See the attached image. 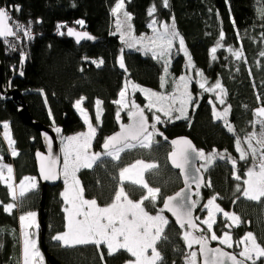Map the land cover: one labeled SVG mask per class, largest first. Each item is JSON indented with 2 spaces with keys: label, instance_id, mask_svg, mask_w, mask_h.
<instances>
[{
  "label": "trees",
  "instance_id": "1",
  "mask_svg": "<svg viewBox=\"0 0 264 264\" xmlns=\"http://www.w3.org/2000/svg\"><path fill=\"white\" fill-rule=\"evenodd\" d=\"M117 0H0V7L11 11V23L30 27L32 38L18 33L19 39L11 40L13 47L0 39V57L3 62L4 79L8 86L14 76L13 88L21 91L23 99L34 119L59 127L63 135H72L85 130L86 124L81 113L74 107L75 102L85 97L84 106L95 123L98 131L95 148L102 149L105 139L119 129L116 113L124 123L129 121L127 113L122 112V105L114 103L120 100L119 93L132 81L143 89L158 90L168 93L174 90V81L185 70L188 58L179 51V42L175 41L169 65L168 83L160 87V77L164 75L163 61L152 58L151 52H145L141 43L129 48L116 32V18L112 13ZM155 5L157 11L153 17L148 16V9ZM19 10H16V7ZM131 15V37L139 40L143 34L152 31L148 27L153 19L169 25L175 21L176 30L185 42V48L191 57L195 70L203 71L211 83L219 81L226 90L223 106L193 84L195 101L187 119L174 120L166 125L160 124L168 138L180 135L189 136L199 149L217 150L237 160L236 180L233 167L227 160H216L205 172L206 182L211 187L202 186L196 208V215L203 211L202 205L214 194H219L218 202L226 211L239 215L243 225L234 227V237L239 241L248 231L256 234L257 240L264 246V202L247 200L236 191L237 184L243 188L245 173L252 166V159L240 161L236 151L235 140L241 141L256 130L253 122L257 119L254 112L264 107V0H169V7L162 6V0H124L123 12ZM119 16V14H118ZM124 17V16H123ZM120 18V17H119ZM83 20V25L76 21ZM31 22V23H30ZM64 25L66 27H60ZM159 27V24H157ZM85 31L94 39L84 40L79 44L74 37L67 34V29ZM128 31L125 26L122 31ZM221 31L224 33L223 47L218 48L216 59L211 57L210 50L216 46ZM125 32V31H124ZM63 33V34H61ZM115 33V34H113ZM140 48L141 50H137ZM241 49L243 56L237 60L229 49ZM22 56H26V64L18 75ZM123 56L125 70L120 68L119 60ZM103 61L97 66L93 61ZM144 92L135 90L138 103L144 106ZM257 97H260L258 100ZM213 98V99H212ZM99 105L97 120L96 101ZM212 101L213 103H209ZM213 104L218 111L230 106L228 121L234 133L227 131L223 121L215 120L212 115ZM18 101L10 95L0 94V156L7 163L14 164L17 180L25 176H37L35 152L43 149L39 132L22 120L19 114ZM145 108V107H144ZM153 120V110H148ZM124 111V110H123ZM159 115V113H156ZM12 129V138L18 155L13 157L11 149L3 136V124ZM150 148H135L121 154L119 161L103 156L92 168L81 169L78 173L87 198H94L100 205L111 203L115 191L119 187L120 169L143 159L158 165L146 175L148 184L160 188L161 192L156 207L147 205V210L156 213L163 207V200L183 186L180 183L179 171L172 169L168 163V155L172 147L160 136ZM39 179V178H38ZM125 191L134 200H139L146 190L124 183ZM64 189L61 182L46 190V234L40 245L51 253L61 264H125L133 259L123 250L108 256L107 249L101 246L104 259L92 245L77 246L66 249L58 246L52 236L65 230V213L61 193ZM43 188L28 192L19 202L18 209L6 213L3 205L12 203L8 189L0 184V264H21L22 243L20 232V214L36 210L40 215ZM235 201V203L233 202ZM166 226L157 249L163 256V264H185L189 253L180 229L173 218ZM223 221L220 217L215 230L223 232ZM216 244V243H214ZM45 254V252H44ZM48 261V260H47ZM51 264V263H49Z\"/></svg>",
  "mask_w": 264,
  "mask_h": 264
},
{
  "label": "snow or ice",
  "instance_id": "2",
  "mask_svg": "<svg viewBox=\"0 0 264 264\" xmlns=\"http://www.w3.org/2000/svg\"><path fill=\"white\" fill-rule=\"evenodd\" d=\"M164 8L169 7V0H162ZM124 8V0H117L115 7L112 9L116 19V32L120 33V39L127 44L129 48L135 47L137 43L143 44L145 37H140L136 40L134 37L126 40L125 36L129 35L132 29L129 21L131 15L126 11L123 12L125 19L122 21L117 15ZM19 10V7H16ZM157 11L156 6L153 5L148 9V16L153 17ZM11 20L9 12L0 7V39L8 44L9 48L13 47L12 41L9 37L19 39L18 33H23L24 37L32 38L30 27H25L22 24H16L15 30L13 26L8 23ZM31 23V22H30ZM78 25H83V20L76 21ZM159 24V27H157ZM127 26L128 31L124 32L122 29ZM66 27L64 25H58ZM152 29L154 35L147 37V45L144 50L151 52L152 58L158 61H163L164 75L160 77V87L164 88L168 83L167 76L169 75L168 69L174 42L178 40L179 51H182L188 57V67L194 68L191 57L188 55L185 48V42L176 30L175 21L171 25L159 22L153 19L148 25ZM63 34V33H61ZM69 36H75L76 42L79 44L82 40L94 39L87 32H76L72 28L67 29ZM115 34V33H113ZM224 40V33L221 31L220 37L213 47L211 57L216 59V52L218 48L223 47L222 41ZM137 50H141L137 48ZM229 51L232 55L240 60L243 56L241 49H232ZM264 56V52L260 53ZM23 60V56H22ZM99 67L103 61H93ZM120 68H125L123 56L119 60ZM23 75V72L20 73ZM196 75L203 77V73L198 71ZM188 76H180L178 80L174 81L175 91L173 93L165 94L151 91L149 89L140 88L141 92L145 93L148 99V110H155L153 113L154 123H149L148 117L145 115L144 109L135 103V101L125 102L127 87L119 93L120 100L114 101L116 104L122 105L123 108H128L127 115L131 123L120 125V131L107 137L102 145V153H93L90 151L92 140L96 136V128L89 122L87 114L81 107L85 97H81L75 102L74 107L84 116V122L88 125L86 133H79L75 136L62 137V147L60 152L63 156L61 164V157L53 154L52 140L45 134V141L47 142L48 154L44 155L37 152V158L40 162V176L43 180H57L63 178L65 185L64 191L61 193L63 198L64 207L62 211L65 213V230L52 236V240L56 241L58 246L72 249L77 246L92 245L100 252L101 260L104 259V253L101 246L107 249L108 256L123 250L130 254L134 259L126 261V264H163V256L157 250V242L161 239L166 240L167 236H162L166 226L169 224V219L163 214L165 211L171 213L175 218V223L183 230L182 238L186 246L191 249L193 245H199V254L203 257V264H264V246L257 242V237L251 232H247L245 236L236 241L235 244L239 247L244 245L239 253H231L221 247H209L210 241H218L219 244L227 248L233 247V239L230 231H224L221 235H217L213 231V226L217 223V213L222 214L225 218L224 227L230 229L238 227L242 221L241 217L234 212L225 211L221 206L216 203L219 194H214L202 205V208L207 211L205 219L201 220L199 216H194V209L199 204L198 199H192V195L199 197V189L202 186L203 179L198 174L201 169L205 171L216 160H227L232 164L233 175L236 180H241V177L236 174L237 160L230 155L217 152L213 149L212 152L205 154L203 150H197L192 142L188 139L173 140V150L169 153V159L172 166L179 169L181 175L184 176V183L186 189H191V185L195 184V193H190L185 189L177 192L174 196H169L163 200V207L159 208L155 215L147 211V205L156 207V202L159 198L161 189L150 187L149 184L143 179V172L145 170H154L158 167L155 163H145L142 160H137L133 164L120 169L119 179L120 184L114 193L111 203L106 206H100L96 199H86L84 196V188L77 178V173L82 169L92 168L102 156L109 157L113 161H119L121 153L132 150L135 148H150L153 143H156L155 136H163L162 132L157 129V124L165 123L161 119L162 114L168 118V122L172 119H187V108L193 105L192 94L188 91L190 81ZM207 81L202 80L199 82V87L204 92H219L216 95V100L219 104H225L224 96L227 95L226 90L221 83L217 81L211 87H206ZM133 90L139 88L138 85H132ZM259 100L260 97H257ZM102 102L97 100V120H99V105ZM209 103H213L209 101ZM230 106H227L223 111H218L216 105L213 104L212 115L215 120L223 121L227 131L234 133L233 126L229 123L227 117L230 112ZM173 113L178 115L173 116ZM257 119L253 122V126L260 125V131L257 134L252 132L248 135L245 142L247 149L241 147L240 138H236L235 145L237 152L240 153V161H248L249 157L252 159V166L248 168L245 173L247 179L243 181L244 187L237 184L236 191L241 192L242 196L247 200L259 202L264 198V107L257 108L254 112ZM117 119L120 118V111L116 113ZM4 139L11 149L13 157L18 155L14 145L15 141L12 139L8 129L7 123L3 124ZM54 131L57 134L61 133V129L56 127ZM167 140V137H164ZM255 141V144H253ZM3 156H0V184H4L12 199V203L3 205V210L11 214L13 209L20 206L19 202L27 192L37 187L35 177H24L19 184L14 183L13 168L9 164L3 163ZM193 159L204 161L199 167L195 168L196 175H190L188 168L192 165ZM139 167L140 171L137 173L138 179H132L130 176L126 177V173H131L134 169ZM129 180L134 186L146 190L138 201H133L129 198L128 193L124 188V181ZM203 186L211 187V182L203 183ZM235 203V201H233ZM2 204V202H0ZM35 212H27L20 215L19 221L22 234V264H44V257L40 252L37 243V232L40 225L37 223ZM230 222V223H229ZM32 231H29V230ZM239 257V258H238ZM185 264H197V251H191L185 257Z\"/></svg>",
  "mask_w": 264,
  "mask_h": 264
},
{
  "label": "water",
  "instance_id": "3",
  "mask_svg": "<svg viewBox=\"0 0 264 264\" xmlns=\"http://www.w3.org/2000/svg\"><path fill=\"white\" fill-rule=\"evenodd\" d=\"M8 23L13 26V24L11 23V20H9ZM13 29H14V26H13ZM75 31L76 32H85V31H78V30H75ZM88 34L93 37L92 34H90V33H88ZM71 37H74L75 38V36H71ZM8 39L11 41V40H15L16 38L9 37ZM85 40H87V39H85ZM82 41H84V40H82ZM26 61H27V58H26V56H24L23 57V60H22V62L20 64V70L18 72V75L21 73V69L26 64ZM124 65H125V63H124ZM123 70H125V68H123ZM13 79H14V76L9 80L8 86H7L6 83H5V79H4L3 62H2V59L0 57V94L2 96H4V95H10L13 100L18 101L20 103V105H19V114H20L22 120L27 125L33 126L39 132L40 137H41V141H42V144H43V149H39V150H37L35 152V160H36V166H37V176H38V178L40 180V183H41V186L43 188V191H42L43 196H42L41 208H40L41 240L43 242L44 236H45L46 230H47V226H46V210H45L46 190L50 186H57V185H59L62 182V177L60 179H57V180H54V181L53 180H49V181L43 180L41 178V176H40V171H39L40 162H39L36 154H37V152H40V153H42L44 155H47L48 154L47 142L45 141V138H44L45 137V134H46L52 140V151H53V154L59 155L61 157V164H62V162H63V156H62V153L60 152V149H61L60 136L63 135V131L61 129V133L60 134H57L54 131V129L56 128V126H54V125H46V124H44V123H42V122H40V121H38V120H36V119L33 118V116L31 115V113L29 111L28 106L26 105V102L23 99V95H22L21 91L19 89H17V88H15V89L13 88ZM141 108H143V107H141ZM143 109H144L145 115L148 117L149 123L151 124L152 122H151V120H150V118H149V116L147 114V111L145 110V108H143ZM119 123H120L119 124V129H117L115 132H113L109 136L115 134L116 132H119L120 131V125L121 124L127 125V124L131 123V121L129 119L128 122L124 123L122 121V119L119 118ZM164 137H167V136L166 135H163L162 136V139L165 142L169 143L172 146V150H173V145H172L171 142L173 140H180V139H185V138L188 139V140H190L197 150H200L197 147L196 143L189 136H187V135H180V136H177V137H174V138H168L167 137V140H165ZM102 149H103V147H102ZM168 163H169V165H170V167L172 169H174L176 171H179V173H180V170L179 169H177V168H175V167L172 166L171 160L169 159V155H168ZM200 163H201L200 160L193 159L192 165L189 166V168H188V171H189V174L190 175H196L195 168L196 167H199L200 166ZM180 175H181V173H180ZM198 175L202 177L203 183H205L206 182V175H205V172L203 171V169H201V172ZM181 177H182V181H183V186L180 189H178L175 193L170 194L167 197L174 196L177 192H180L182 189H185L186 191H189L190 193H195V191H196L195 184H192L191 185V189H186V185L184 183V176L181 175ZM203 183H202V186H203ZM192 199H195V195L194 194L192 195ZM165 212L167 214H169L173 218V220L175 221V218L171 215V213H169L167 211H165ZM193 214H194V216H196V209H194V213ZM227 230L230 231V232H234V227H232L230 229H227ZM209 247H213V248H215V247H221V248H224V250L227 251V252L235 253L234 251H232V250L224 247L221 244H214L213 241H210L209 242ZM239 248H241V245L239 246ZM44 252H45L46 258H47V260H48L49 263H51V264H61L60 262H58L55 259V257L51 253H49L47 251L46 248H44ZM200 259H201V264H203V257L200 256ZM248 264H251V262H248Z\"/></svg>",
  "mask_w": 264,
  "mask_h": 264
},
{
  "label": "rangeland",
  "instance_id": "4",
  "mask_svg": "<svg viewBox=\"0 0 264 264\" xmlns=\"http://www.w3.org/2000/svg\"><path fill=\"white\" fill-rule=\"evenodd\" d=\"M122 11V10H121ZM121 11H120V13H121ZM120 13H118L119 14V17H120V19L123 21L124 19H125V17H123V15H120ZM9 14H10V16H11V11H9ZM117 14V15H118ZM117 19V18H116ZM127 27V26H126ZM125 32H127L126 30H124ZM131 32H132V29H131ZM130 32V33H131ZM154 35V33L153 32H151V33H149V34H143V35H141L140 37H145L146 39L144 40V42H143V45H147V43H148V41H147V37H151V36H153ZM131 38V34H129V35H126L125 36V39L126 40H128V39H130ZM178 41V40H177ZM187 59V61H186V67H185V70L181 73V75H179L177 78H176V80H178V78L180 77V76H188V77H190L191 79H190V81H189V85H188V91L192 94V97H193V103H194V101H195V94H194V92H193V90H192V87H193V84L194 83H196V85H197V88L199 89V90H201V92H200V97H199V99H201V97H202V92H204V90L203 89H201L200 87H199V82H201L202 80H206L207 81V83H206V87H211L212 85H214V83H211V82H209L208 81V79L205 77V75H204V73H203V71H201V70H198V71H200V72H202L203 73V77H201V76H198V75H196V72H197V70H195L194 68H189L187 65H188V58H186ZM175 80V81H176ZM132 85H138L139 86V84H135V83H133L132 81H128V87H127V92H126V96H125V98H124V100H125V102H131V101H135V103L137 104V105H139L140 107H142V105L140 104V103H138L137 102V100H136V96H135V90H133V88H132ZM141 87L139 86V88H137L136 90L137 91H140L139 89H140ZM149 90H151V91H154V92H158V93H164V92H162V90L161 91H158V90H154V88H151V89H149ZM175 91V84H174V90L172 91V92H168V93H165V94H169V93H173ZM219 92V90H216V92H204L205 94H207V95H209L210 96V98L211 97H215V99H216V95H217V93ZM145 94V93H144ZM143 94V95H144ZM145 96V95H144ZM144 99V106H143V108L145 107V108H147L146 106H147V104H148V99H147V97L145 96V98H143ZM213 99V98H212ZM224 99V98H223ZM84 102L85 101H83V103H82V105H81V107L84 109V111H85V106H84ZM216 103H218V105H220V106H223V105H221V104H219V102L216 100ZM191 108H192V105H190L188 108H187V116L189 117V115H190V111H191ZM148 109V108H147ZM124 110V111H123ZM123 110H121L122 112H125V113H127L128 112V108H123ZM87 111V110H86ZM85 111V112H86ZM79 112V111H78ZM80 113V112H79ZM86 114H87V118H88V120H89V122L93 125V127H95L96 128V130H97V127H96V125H95V123L91 120V117L89 116V114L86 112ZM159 115H161V119L162 120H164L165 121V123H162L161 125H166L167 123H169L168 122V118L167 117H164L162 114H160L159 113ZM175 115H178V113H173V116H175ZM83 118H84V116H82ZM174 120H177V119H172V121H174ZM178 120H183V119H178ZM152 123H154L155 121L154 120H152L151 121ZM86 124V123H85ZM161 127H160V124H157V129L159 130ZM8 131H9V133H10V135H11V137H12V135H13V133H12V129H11V127H10V125H9V129H8ZM88 131V125L86 124V128H85V130H82V131H80V132H78V133H75V134H72V135H68V136H75V135H77V134H79V133H86ZM259 131H260V125L259 124H256V130L255 131H253V132H256L257 134L259 133ZM3 136H4V129H3ZM250 133H252V132H250ZM249 133V134H250ZM97 135H98V131H96V136H95V138L92 140V145H91V149H90V151L91 152H93V153H97V152H99V153H102L103 152V150H98V149H96L95 148V143H96V140H97ZM67 135H61L60 136V140L62 139V137H68ZM248 137V135L246 136V138ZM246 138H244V140L243 141H241V147H243V148H245V149H247V143L245 142V140H246ZM13 139V138H12ZM155 141H156V137H155ZM253 144H255V141H253ZM61 147H62V144H61ZM201 150H203L204 152H205V154H208V153H210V152H212V150H209V151H206V150H204V149H201ZM237 151V150H236ZM122 154V153H121ZM239 155H240V153L238 152V157H239ZM103 157V156H102ZM101 157V158H102ZM140 160H142V161H144L145 163H154V162H152V161H146V160H143V159H140ZM3 163H5V164H9V165H11L12 166V168H13V177H14V183L15 184H19V182H20V180H17V178H16V171H15V167H14V164H12V163H7V162H5L4 160H3ZM201 163H204V161H201ZM200 163V164H201ZM133 164V163H132ZM83 169V168H82ZM204 170V169H203ZM140 171V169H139V167L137 168V169H134L131 173H126L125 175H126V177H128V176H130L132 179H138L139 178V176L137 175V173ZM149 171L150 170H145L144 172H143V179L145 180L146 179V175H147V173H149ZM205 171V170H204ZM79 173V172H78ZM78 173H77V178L80 180V178L78 177ZM237 173V172H236ZM181 176V175H180ZM25 177H29V176H25ZM245 179H247V177L245 178ZM22 180V179H21ZM36 180H37V187L35 188V189H33V190H36V189H38L39 188V186H40V180L38 179V178H36ZM146 182H147V179L145 180ZM124 182H130L129 180H125ZM183 183V181H182V177H181V180H180V183ZM62 183H63V178H62ZM80 183H81V185H82V182H81V180H80ZM148 183V182H147ZM63 186H64V188H65V185H64V183H63ZM83 186V185H82ZM150 186V185H149ZM151 187V186H150ZM154 188V187H153ZM33 190H31V191H33ZM28 193V192H27ZM26 193V194H27ZM25 194V195H26ZM84 196H85V198L86 199H92V198H87L86 197V195H85V192H84ZM128 196H129V194H128ZM129 198H130V196H129ZM98 202V201H97ZM257 202V201H256ZM260 203H263L264 202V198H261V200L259 201ZM216 203H218L219 204V202H218V199H217V201H216ZM99 204V203H98ZM100 205V204H99ZM220 205V204H219ZM100 206H106V205H100ZM221 206V205H220ZM221 208H222V206H221ZM15 209H18V208H15ZM224 209V208H223ZM225 210V209H224ZM148 211V210H147ZM203 211H206L205 209H203ZM226 211V210H225ZM27 212H29V211H27ZM27 212H25V213H27ZM229 212V211H228ZM25 213H23V214H25ZM37 213H39L38 211H37ZM149 213L150 214H152V215H155L156 213H151L150 211H149ZM168 219H169V222H170V217L167 215V213L166 212H164L163 213ZM20 215H22V214H20ZM197 216H199L200 218H201V220H203V219H205L206 218V216H207V211H206V214H205V216H204V214H203V212H202V215L201 214H199V215H197ZM220 217H221V219H222V221L225 223V218L222 216V214H219V213H217V216H216V219H217V222H218V220L220 219ZM36 220H37V223H39V225H40V227H39V229L38 230H36V232H37V236H36V239H37V243H38V247H39V249H40V252H41V254L43 255V257H44V264H49V262L47 261V258H46V255L44 254V252H43V250H42V248H41V245H40V236H41V224H40V215L38 214V216L36 215ZM241 221H242V219H241ZM224 223H223V226H224ZM230 223V222H229ZM217 224V223H216ZM215 224V225H216ZM244 224V222L243 223H241L240 225H243ZM215 225L213 226V231H215L216 232V230H215ZM239 225V226H240ZM29 231H32L31 229L29 230ZM224 231H228L225 227H223V232ZM20 232H21V226H20ZM222 232V233H223ZM249 232V231H248ZM255 236H256V234L253 232V231H251ZM221 233V234H222ZM231 233V235H232V239H233V244H234V238H233V234H232V232H230ZM216 234L219 236V235H221V234H219L218 232H216ZM245 236V235H244ZM243 236V237H244ZM242 237V238H243ZM241 238V239H242ZM240 239V240H241ZM215 243H219L218 241H214ZM257 242L259 243V241L257 240ZM21 243H22V234H21ZM158 243V242H157ZM262 245V244H261ZM224 246V245H223ZM263 246V245H262ZM156 247H157V245H156ZM224 247H226V246H224ZM235 247V246H234ZM243 247H244V245L243 244H241V248H239L238 250H242L243 249ZM227 248V247H226ZM158 250V249H157ZM189 250V252H191V251H197V264H201V259H200V255H199V245H193V247L191 248V249H188ZM134 259V258H133ZM259 263V262H258ZM21 264H22V258H21ZM126 264V263H125Z\"/></svg>",
  "mask_w": 264,
  "mask_h": 264
},
{
  "label": "flooded vegetation",
  "instance_id": "5",
  "mask_svg": "<svg viewBox=\"0 0 264 264\" xmlns=\"http://www.w3.org/2000/svg\"><path fill=\"white\" fill-rule=\"evenodd\" d=\"M159 132H162L163 133V135H166L165 133H164V131L162 130H159ZM159 136V135H158ZM161 138H162V136H160ZM169 144V143H168ZM170 145V144H169ZM171 146V145H170ZM172 147V146H171ZM201 150V149H200ZM197 216V215H196ZM242 223H243V221H242ZM232 234H233V238H234V244H233V247L232 248H228V249H230V250H232V251H234L235 253H239L240 252V250H238L239 249V247H237L236 246V244H235V242H236V240H235V237H234V233L232 232ZM214 242V241H213ZM215 243V242H214ZM216 244H219V243H216ZM235 246V247H234ZM259 264V263H258Z\"/></svg>",
  "mask_w": 264,
  "mask_h": 264
},
{
  "label": "crops",
  "instance_id": "6",
  "mask_svg": "<svg viewBox=\"0 0 264 264\" xmlns=\"http://www.w3.org/2000/svg\"><path fill=\"white\" fill-rule=\"evenodd\" d=\"M85 111H86V109H85ZM87 112V111H86ZM88 113V112H87ZM82 116V115H81ZM156 164V163H155ZM131 165V164H130ZM129 166V165H128ZM29 177H35V178H37L36 176H33V175H28ZM23 179V178H22ZM146 180V179H145ZM21 181V180H20ZM36 182H37V180H36ZM124 183H126V182H124ZM63 191H64V189H63ZM62 191V192H63ZM130 199H132L131 197H130ZM133 201H138V200H134V199H132ZM31 212H35L36 214H37V216H38V214L39 213H37V211L36 210H31Z\"/></svg>",
  "mask_w": 264,
  "mask_h": 264
}]
</instances>
